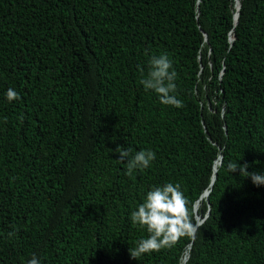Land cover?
<instances>
[{"label":"trees","instance_id":"1","mask_svg":"<svg viewBox=\"0 0 264 264\" xmlns=\"http://www.w3.org/2000/svg\"><path fill=\"white\" fill-rule=\"evenodd\" d=\"M236 1L0 0V264H264V185L228 168L264 174V0ZM160 54L182 107L140 83ZM168 182L202 227L132 259Z\"/></svg>","mask_w":264,"mask_h":264},{"label":"clouds","instance_id":"2","mask_svg":"<svg viewBox=\"0 0 264 264\" xmlns=\"http://www.w3.org/2000/svg\"><path fill=\"white\" fill-rule=\"evenodd\" d=\"M142 79L140 83L145 91H154L162 104L174 107H182L183 103L172 95L176 91L174 83L177 73L173 69L172 61L167 54L152 56L148 60V70L146 75L141 68ZM19 93L9 88L6 92L8 102L19 99ZM23 117H21L22 119ZM116 152L119 153L118 160L124 162L127 159L126 175L132 176L134 170H143L150 166V162L155 159V153L151 150H139L131 155L130 148L117 146ZM249 165L230 163L229 171L236 172L239 169L242 177H250L256 186L264 185V174L257 172H248ZM186 198L179 184L171 182L162 186H153L146 193L144 200L138 205L137 210L131 212V221L133 226L139 225L145 228L149 234L147 238H142L136 242V247L129 248V254L132 259L139 260L144 254L159 252L162 249L170 248L181 237L194 239L196 232L202 225L194 224L189 215ZM8 238L11 239L15 232H9ZM27 264H40V260L33 255L27 261Z\"/></svg>","mask_w":264,"mask_h":264},{"label":"water","instance_id":"3","mask_svg":"<svg viewBox=\"0 0 264 264\" xmlns=\"http://www.w3.org/2000/svg\"><path fill=\"white\" fill-rule=\"evenodd\" d=\"M238 8H239V3H238V5H237V9H236V10H238ZM236 16H237V13L235 14V17H234V23L236 22ZM229 41H232V37H231V36H230V38H229ZM220 159H221V156L219 155V156L217 157V159L214 161V163L217 161V165H219V163H220ZM214 173H215V169H213V175H212V178H211V182H210V184H209V187L212 185V183H213V181H214V177H215ZM208 192H209V190L204 191V192L201 194V196L199 197V199L195 202V204H194V208H193L194 213H195V210H196V207H197V202H198L200 199H202V196H204V198H206ZM206 215H207V214H206ZM194 219H195V221H196V224H200L204 218H203L202 220H199V217H198L196 214H194ZM185 260H186V256L183 258V262H185Z\"/></svg>","mask_w":264,"mask_h":264},{"label":"bare ground","instance_id":"4","mask_svg":"<svg viewBox=\"0 0 264 264\" xmlns=\"http://www.w3.org/2000/svg\"><path fill=\"white\" fill-rule=\"evenodd\" d=\"M237 2V5H238V0L236 1ZM217 166V161L215 162V164H214V168L213 169H215V167ZM203 198H204V196H203ZM185 255V254H184Z\"/></svg>","mask_w":264,"mask_h":264}]
</instances>
